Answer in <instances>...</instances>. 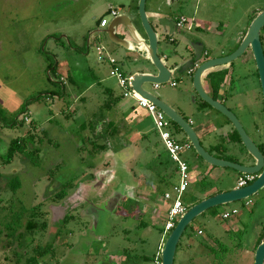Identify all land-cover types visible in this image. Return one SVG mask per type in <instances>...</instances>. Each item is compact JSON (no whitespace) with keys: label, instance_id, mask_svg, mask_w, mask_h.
<instances>
[{"label":"rangeland","instance_id":"374dc122","mask_svg":"<svg viewBox=\"0 0 264 264\" xmlns=\"http://www.w3.org/2000/svg\"><path fill=\"white\" fill-rule=\"evenodd\" d=\"M164 1L145 3L159 34V51H183L187 39H196L211 58L234 49L237 33L246 32L253 17L264 10V0L180 1L170 15H183L193 29H176L175 41L168 42L154 17L164 9ZM137 5L138 0H0V264H23L36 249L49 245L36 264H154L156 255L161 262L170 231L161 241L167 215L160 195L177 179L174 162L161 152L153 121L143 109H138L140 122L123 136L104 133L119 109L102 105L122 96L106 57L115 58L126 75L152 70L149 61L147 68L143 66L141 53L113 43L106 33L113 18L106 12L110 9L128 15L144 37ZM101 16L108 21L106 27L99 26ZM215 25L220 26L212 31ZM97 47L103 49V61ZM250 57L247 51L232 62L233 85L224 101L249 137L264 144V104ZM172 81L176 87L159 85L171 96V105L183 110L197 132L204 122L213 128V120H205L188 98L186 74H174ZM145 89L152 92V85L145 84ZM219 120L231 131L220 113ZM90 124L94 133H103L98 139ZM137 133L146 141L140 143ZM89 139L107 147L92 157ZM199 139L216 157L238 159L245 151L241 143L229 142L228 135L219 150L208 146L204 136ZM182 158L189 163L188 195L196 200L195 193L204 191L198 163L203 160L192 147ZM216 171L206 178L208 189L216 193L237 185L240 173L227 167ZM155 174L165 175V182ZM60 194L64 197L59 200ZM233 209L237 213L232 214ZM226 211L230 216L224 219ZM262 232L264 187L194 218L178 242L173 264H253Z\"/></svg>","mask_w":264,"mask_h":264},{"label":"water","instance_id":"95a60500","mask_svg":"<svg viewBox=\"0 0 264 264\" xmlns=\"http://www.w3.org/2000/svg\"><path fill=\"white\" fill-rule=\"evenodd\" d=\"M145 3L146 0H138L137 5L138 16L145 33L144 37L126 14L115 15L106 29V33L113 43L133 52L138 51L140 53V50H142L151 64L152 70L150 72H131L128 74L130 76V88L138 97L147 99L162 110L170 121L181 129L195 153L205 163L214 167L231 168L241 174H256V178L246 186L217 192L187 208L186 212L177 220L174 228L170 230L161 248L160 264H173L178 242L194 218L209 208L248 198L264 187V154L249 137L237 116L220 100L210 96L201 84V76L206 71L228 65L242 56L247 50H250L257 70L264 104V51L260 38L261 29L264 27V10L253 17L239 45L232 52L223 56L204 59L203 43L194 39H187L185 50L178 52L166 49L163 51L164 55L160 56L162 49L159 51V34L149 21L145 11ZM157 23L162 30L161 34L167 37L168 42H172L174 39L173 33L176 30L174 19L170 16L158 17ZM119 27H122L131 40L127 39L126 36H119ZM140 59L143 66L147 68L145 60L142 57ZM174 74H186V77L190 75L188 78H191L192 88L198 98L227 118L238 133L247 155L251 158L248 164H240L212 155L204 148L187 119L155 93L145 89V84L159 86L169 83ZM253 264H264V239L255 248Z\"/></svg>","mask_w":264,"mask_h":264},{"label":"crops","instance_id":"0c3cea01","mask_svg":"<svg viewBox=\"0 0 264 264\" xmlns=\"http://www.w3.org/2000/svg\"><path fill=\"white\" fill-rule=\"evenodd\" d=\"M168 0H165L164 1V5H162V6H164V9L162 10V11H160V14H157V15H154V17L155 18H158V17H164V16H166L167 14H168V12H170V10H171V7H170V10L167 8L168 7ZM176 5V4H175ZM174 5V6H175ZM172 6V5H171ZM174 6H173V8H174ZM168 9V10H167ZM110 11V9H106V12H109ZM152 15V14H151ZM183 16V15H182ZM219 26L220 25H215L214 27H212V31H216L218 28H219ZM199 28V27H198ZM119 29V32L120 33H123V30H122V27H119L118 28ZM124 35L126 36V38L127 39H129V40H131V38L127 35V34H125V32H124ZM242 35H243V32H238L237 33V36H236V42L238 43L239 42V40L241 39V37H242ZM194 40H196V39H194ZM201 42V41H200ZM201 43H203V42H201ZM203 46H204V44H203ZM237 46V45H236ZM204 48V52H205V56H203L204 57V59H208V58H211V57H208V50L205 48V46L203 47ZM235 48V47H234ZM162 49V48H161ZM231 51H233V49L231 50ZM230 51V52H231ZM230 52H228V53H230ZM140 53H141V57L145 60V63L147 64V61H149L148 60V57H147V55L145 54V52H143L142 50H140ZM164 55V52H163V50H162V53L160 54V56H163ZM218 57V56H217ZM231 67L229 66V64L228 65H223V66H220V67H218V68H215V69H213V70H209V71H206L202 76H201V84H202V87H203V89L210 95V96H212V88H211V83H210V80H209V78H208V74L210 73V72H215V71H219V70H226L227 71V74H226V76H225V78H224V80H223V82L220 84V87H219V89H218V91H217V98L216 99H218V100H220V101H222L223 102V100L227 97V95L228 94H230L229 92H230V89L231 88H229L230 87V85L228 84V77L229 76H231V69H230ZM134 72H150V71H147V70H138V69H136V70H134ZM190 75H188L187 77H189ZM190 79V86H189V90H187V92H186V94H187V96H188V98H191V100H192V103H193V105H194V107H196L195 108V110H197V112L198 113H200L201 115H203V116H205V117H207V118H205V120H213L212 122H214V123H211V124H214V126H213V128L210 126V125H208V123H206V122H204V123H201L200 125H199V129H200V131L199 132H197L196 131V129H194L195 130V132H196V134H197V136L199 137V138H201L202 136H204L205 137V139H206V142H207V145L208 146H210L212 149L213 148H215V146L216 145H218V144H221V141H222V139L226 136V135H228L231 131H230V126L228 125V124H226L225 122H222V121H220L219 120V112H217L216 110H214V109H212L211 107H203V108H198L199 107V103H200V99L199 100H197V98H196V96L195 95H192V93H195L194 92V90H193V88H192V82H191V78H189ZM173 81H172V79L170 80V82H169V85L170 86H172V87H176L177 86V84H175L174 86L171 84ZM152 92L153 93H155L160 99H162V100H164L165 102H167L170 106H172L171 105V103L168 101V99H170L171 98V96H169V95H167V93H166V90L165 89H160V87L158 86V87H154L153 85H152ZM184 91H182V93H183ZM116 97H119V99H118V101L115 103V105H117V108L119 109V113H118V116H116L115 118H116V121L114 122L116 125H120L121 127H122V125L124 126V127H126V131L122 128V130H120V132L117 134L119 137L120 136H123V133H125V132H127V130L129 131H131V126H135L134 124L135 123H139L140 122V119H139V117L137 116V114H138V109H141V108H139L138 106H137V103H136V101L134 100V99H132V98H129V97H123V96H116ZM121 98H123L122 100H120ZM173 107V106H172ZM178 106H176V108H177ZM174 109H175V107H173ZM177 112H179L180 114H184L183 113V110L180 108V107H178V110L177 109H175ZM213 110V111H212ZM145 111V110H144ZM150 116V115H149ZM150 118H151V116H150ZM184 118L185 119H187L188 120V118H186L185 117V114H184ZM152 119V118H151ZM122 120H124L125 121V125L124 124H122L121 122H122ZM153 121V120H152ZM189 122L191 123L192 122V120H189ZM192 124V123H191ZM205 124H206V126H205ZM216 124H217V128H216ZM138 125V124H137ZM205 126V127H204ZM193 127V126H192ZM222 130H223V132H222ZM172 131H173V134H174V136L177 138V139H179V140H182V141H185L184 139V137H181L179 134H180V132L179 133H175L174 131V128L172 127ZM219 132L220 134L218 135L216 132ZM209 132H211V133H209ZM215 132V133H214ZM216 135H218V137L216 136ZM225 135V136H224ZM137 137H138V139H139V141H140V143H142V142H145L146 141V137H145V135L144 134H138L137 133V135H136ZM160 141V140H159ZM139 143V144H140ZM138 144V145H139ZM162 145V144H161ZM139 147H141V146H139ZM139 147H136V148H139ZM163 147V146H162ZM154 149V148H153ZM163 150H164V148H163ZM190 150V149H189ZM189 150H187V151H189ZM183 155V154H182ZM219 157V156H218ZM153 159H155V158H153ZM185 160V159H184ZM185 161H187V160H185ZM153 163H155V161L153 162ZM188 163V162H187ZM199 163V166L202 168V171H203V177H201V179H204V181H206V187H204V191L202 192H199L198 194H196L195 193V198H197V199H203V198H205V197H208V196H210V194H212V192L214 193L215 191L213 190V189H208V187H207V185H209V183H208V181L206 180V178L207 177H209V178H213L214 177V175H217V171H216V169H217V167H214V166H211V165H209V164H207V163H205L204 161L202 162V163H200V162H198ZM161 164V163H160ZM173 166H172V169H173V172H174V169L176 170V168L174 167V164H172ZM188 165H189V163H188ZM176 172V171H175ZM174 172V173H175ZM154 173V171L151 173V174H153ZM175 175H176V173H175ZM152 176H154V177H157L158 176V180H160V182H165L164 180H165V178H166V176L164 175H161V176H159V174H155V175H152ZM177 177V176H176ZM157 180V181H158ZM177 182V179H175L174 181H171L170 183H168V186H167V189L164 191V192H166V191H168L169 189H170V187H171V185L172 184H174V183H176ZM191 187V186H190ZM236 187V186H235ZM227 190V189H226ZM163 192V193H164ZM162 193V194H163ZM188 193H189V188H188V191H187V193H186V195L187 196H189L188 195ZM216 193H217V191H216ZM161 196V195H160ZM194 196V195H193ZM201 196V197H200ZM161 200V206H162V209H163V212H166V215H167V209H168V203L166 202V201H164V200H162V198H160ZM189 205V204H188ZM155 210V209H154ZM198 230H201L202 231V229H197V233H198ZM202 233H203V231H202ZM201 233V234H202ZM162 238H163V230H162V235H161V241H162ZM159 243H160V240H159ZM160 245H161V243H160ZM159 245V246H160ZM157 254V253H156ZM157 256V255H156Z\"/></svg>","mask_w":264,"mask_h":264},{"label":"built area","instance_id":"2783aa9c","mask_svg":"<svg viewBox=\"0 0 264 264\" xmlns=\"http://www.w3.org/2000/svg\"><path fill=\"white\" fill-rule=\"evenodd\" d=\"M111 16L117 15L115 10L109 11ZM108 21L105 17H102L99 26L106 27ZM177 27L190 30L192 24L184 16L179 17L177 20ZM98 59L103 61L102 48L97 47ZM108 63L111 65L110 75L113 76L119 87L122 89V96L129 97L136 101L137 106L147 112L151 116L154 124L157 136L166 151L169 159L174 162L177 174V182L172 184L170 189L163 193L162 198L168 203L167 217L165 220L163 235L174 228L179 217L184 214L187 210V205L184 201L188 188L190 186V176H189V165L187 161L182 158V154L191 148L189 141H182L177 139L172 131V125L170 119L165 115V113L160 110L154 103L149 102L147 99L140 98L132 91L130 88V76L126 75L117 63V60L113 57H106ZM173 86L175 82L171 83ZM154 87H158L154 85ZM256 178L254 174H242L238 178L236 187H243L251 183ZM232 214L237 213L236 209L231 210ZM230 212H224L222 218H228ZM199 234L202 233L201 230L198 231ZM156 264H160L158 258L155 259Z\"/></svg>","mask_w":264,"mask_h":264},{"label":"trees","instance_id":"16d2710c","mask_svg":"<svg viewBox=\"0 0 264 264\" xmlns=\"http://www.w3.org/2000/svg\"><path fill=\"white\" fill-rule=\"evenodd\" d=\"M103 16H101L100 18H99V22H100V20H101V18H102ZM252 19V18H251ZM260 38H261V42H262V47H263V51H264V27L261 29V33H260ZM226 74H227V71L226 70H219V71H215V72H210L209 74H208V78H209V80H210V83H211V88H212V97L214 98V99H216L217 97V91H218V89H219V87H220V84L223 82V80H224V78H225V76H226ZM107 95H111L112 96V92H111V90L110 89H105V91H104ZM118 99H119V97H112V100H110V101H105L104 103H103V107L102 108H104V109H110L113 105H115V103L118 101ZM200 105H199V109L200 108H203V107H210L206 102H204V101H201L200 100V103H199ZM228 121V120H227ZM103 122V121H102ZM229 122V121H228ZM230 123V122H229ZM171 125H172V127L174 128V132L175 133H179V132H181V129L174 123V122H172L171 121ZM90 128H92V132H93V135H94V138H97L98 139V137L100 136V135H102L103 133L101 132L100 134L99 133H94L95 131H96V128H95V126H92V124H90ZM120 130H122V127L120 126V125H116L113 121H108L107 122V125H106V127H104V133L107 135V136H109V137H112V136H114V135H117L119 132H120ZM185 138V137H184ZM90 140V139H89ZM185 141H188L186 138L184 139ZM91 142V145H92V148L89 150V155L91 156L92 155V157L95 155V154H97V152H99V151H101V150H103V149H105L106 147H107V144H103V143H98V141L95 139H92V140H90ZM228 141L229 142H232V143H235V142H239V143H241V141H240V137H239V135H238V133L236 132V130L234 129V128H232V131L228 134ZM264 145V144H263ZM222 147V144H218V145H216L215 146V148L216 149H218L219 147ZM219 150V149H218ZM165 150H162L161 152L163 153ZM164 153H166V151L164 152ZM197 155V154H196ZM198 156V155H197ZM199 157V156H198ZM219 158H223V159H227V160H230V161H233L234 162V159H230V158H228L227 156H224V157H222V156H220ZM170 160V159H169ZM159 163H161V162H159ZM164 176V175H163ZM200 183H201V187L202 188H204V187H206V181H204V179H201L200 180ZM13 186V185H12ZM13 187H15V184H14V186ZM213 194H215V193H212V194H210V195H213ZM60 196V198H59V200L60 199H62L63 197H64V195L62 194H60L59 195ZM199 200H201V199H192V196H185V198H184V201L185 202H187L188 204H189V206L190 205H192V204H194V203H196L197 201H199ZM186 230H187V228H186ZM185 230V231H186ZM192 231H194L193 229H192ZM191 233V232H190ZM184 234V233H183ZM264 239V232H262L261 234H260V236H259V238H258V240H257V242H256V245H255V247L259 244V242L261 241V240H263ZM255 247H254V249H255ZM49 249H51V245H49V246H47V247H45V249L44 250H41V249H36V255L35 256H32V257H29V258H27V260H26V262H24L23 264H36L37 263V260H38V257H40V254H42V253H44V252H46V250H49ZM213 250H215V249H213ZM216 252H217V250H215ZM214 254H215V252H213ZM126 256V255H125ZM128 260V259H127ZM154 261V260H153Z\"/></svg>","mask_w":264,"mask_h":264},{"label":"flooded vegetation","instance_id":"af4514ba","mask_svg":"<svg viewBox=\"0 0 264 264\" xmlns=\"http://www.w3.org/2000/svg\"><path fill=\"white\" fill-rule=\"evenodd\" d=\"M169 2H168V9L170 10V7H171V10H170V12H168V14L166 15V16H170V17H172V15H170L171 13H172V10H173V6L176 4H178L180 1H186V0H168ZM172 5V6H171ZM175 5V6H176ZM167 9V10H168ZM182 15H180V16H173L172 18L174 19V21H175V29H181V30H184L183 28H180V27H177V20L179 19V17H181ZM186 18V17H185ZM187 19V18H186ZM188 20V19H187ZM192 24V23H191ZM196 28H198V27H196ZM193 29V24H192V26H191V29L190 30H192ZM123 30V29H122ZM189 30V31H190ZM123 33H124V31H123ZM123 33H120L119 32V29H118V34H119V36L120 35H122ZM244 34H245V31L243 32V35H242V37L244 36ZM120 37H125V35L124 36H120ZM242 37H241V39H242ZM241 39L239 40V42L237 43V46L239 45V43H240V41H241ZM175 41V39H173V41L172 42H174ZM262 43V42H261ZM236 46V47H237ZM235 47V48H236ZM234 48V49H235ZM233 49V50H234ZM248 52H250V50H247ZM246 51V52H247ZM232 52V51H231ZM227 54H229V53H227ZM245 54V53H244ZM250 54H251V52H250ZM206 54H205V52H204V54H203V56H205ZM226 55V54H225ZM221 56H223V55H221ZM206 57V56H205ZM252 58V56L249 58V59H251ZM248 60V59H247ZM229 66L231 67L230 69H231V76H229L228 77V84L231 86V85H233V79H232V74H233V70H234V68L232 67V63H230L229 64ZM218 68V67H217ZM222 102V101H221ZM223 104H225V101L223 100V102H222ZM228 108V107H227ZM183 117H184V114H181ZM25 117H22L21 119H24ZM20 119V120H21ZM229 123V122H228ZM231 124V123H230ZM232 126H231V131H232ZM256 144V143H255ZM263 143L261 142L260 144H256L257 145V147L260 149V151L264 154V145H262ZM240 153H241V155H240V157L238 158V159H236V158H234L235 160H234V162H238V163H240V164H248L250 161H251V158L247 155V153H246V151H240ZM242 174L240 173V176H241ZM254 175H256V174H254ZM239 176V177H240ZM238 177V178H239ZM163 195V194H162ZM160 198H162V196H160ZM162 200H163V198H162ZM198 202V201H197ZM186 203V205H187V208L189 207V205H188V203L187 202H185ZM199 231V230H198ZM199 234V233H198ZM157 258V256H155L154 257V264H156V262H155V259Z\"/></svg>","mask_w":264,"mask_h":264}]
</instances>
